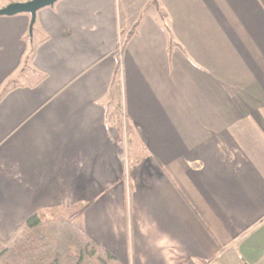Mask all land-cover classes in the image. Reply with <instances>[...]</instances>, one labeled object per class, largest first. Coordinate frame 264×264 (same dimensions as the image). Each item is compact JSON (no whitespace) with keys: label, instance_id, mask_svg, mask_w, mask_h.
<instances>
[{"label":"crops","instance_id":"0c3cea01","mask_svg":"<svg viewBox=\"0 0 264 264\" xmlns=\"http://www.w3.org/2000/svg\"><path fill=\"white\" fill-rule=\"evenodd\" d=\"M29 23L0 17V240L87 204L120 264H264V0H58Z\"/></svg>","mask_w":264,"mask_h":264},{"label":"trees","instance_id":"16d2710c","mask_svg":"<svg viewBox=\"0 0 264 264\" xmlns=\"http://www.w3.org/2000/svg\"><path fill=\"white\" fill-rule=\"evenodd\" d=\"M115 79H119V67ZM111 117L119 135L129 136L133 147L137 146L133 128L118 106ZM87 207H47L32 214L6 242L0 241V264H120L76 225L75 219Z\"/></svg>","mask_w":264,"mask_h":264},{"label":"water","instance_id":"95a60500","mask_svg":"<svg viewBox=\"0 0 264 264\" xmlns=\"http://www.w3.org/2000/svg\"><path fill=\"white\" fill-rule=\"evenodd\" d=\"M58 0H30L27 2L10 3L0 8V17H13L20 14H26L30 17L29 31L32 32L38 11L44 8L52 7Z\"/></svg>","mask_w":264,"mask_h":264},{"label":"rangeland","instance_id":"374dc122","mask_svg":"<svg viewBox=\"0 0 264 264\" xmlns=\"http://www.w3.org/2000/svg\"><path fill=\"white\" fill-rule=\"evenodd\" d=\"M8 1H11V0H8ZM22 1L23 2H27V1H30V0H22ZM5 2H6V0H5ZM118 16H119V14H118ZM31 39H33V37H31V38L29 37L27 39V41L30 42ZM26 59L27 58L25 57V60ZM20 81L21 82H25V80H22V79H20ZM121 99H122V96L120 95V91L118 90V88L115 87L113 89V92H112V101L110 102V104H108V111H111L113 107L121 106L120 105L121 104ZM121 138H122L123 144H124V145H122V147H124V152H125L126 168L128 169V168H130L129 166L131 164V161H135L136 160V154L133 153V150H132L134 143L132 142V139L129 136H124V137H121ZM7 240H0V241L6 242Z\"/></svg>","mask_w":264,"mask_h":264}]
</instances>
